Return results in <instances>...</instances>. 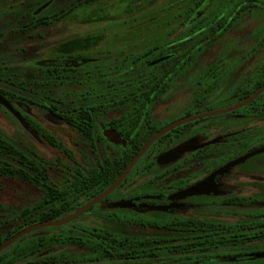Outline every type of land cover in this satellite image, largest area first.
Listing matches in <instances>:
<instances>
[{
  "label": "rangeland",
  "instance_id": "rangeland-1",
  "mask_svg": "<svg viewBox=\"0 0 264 264\" xmlns=\"http://www.w3.org/2000/svg\"><path fill=\"white\" fill-rule=\"evenodd\" d=\"M88 1L0 0V69L3 70L0 75L1 79L10 83L7 84L0 79V86L20 96L32 98L43 105L48 104L50 98L61 99L67 105L73 104L90 88L101 87L98 85L101 81L97 76V70L92 72L89 69V74L82 73L76 80L50 82L43 75L42 69L63 65L85 70L92 67V69L100 68L104 74L116 75L122 68L133 67L132 58L158 45L162 46L185 38L192 26L211 13L217 15L214 24L185 38L179 42V46L174 47V50L179 51L176 52L178 58L183 59L186 54L192 55L194 60L191 62L199 64H191L190 69L184 70L168 82L167 92L158 102L157 107L162 122L178 119L192 110L194 98L203 94L197 83L213 65L221 63L216 71L207 77L204 84L206 94L213 97L215 102L212 105L214 112L235 106V99L225 98L228 93L252 81L251 79L257 76L260 69L264 68V59L259 58L261 55L255 58H248L249 55L247 58L242 57V53L246 51L243 47L258 46L260 40L253 37L264 35V0H245L246 8H251L253 11L243 15L245 22L242 23L251 36L238 29L240 21L237 16L239 15L237 3L240 0H206V4L195 13L189 23L185 22L190 12L203 0H98L94 3ZM61 16L63 19L60 22L50 26L23 31V28L39 19L51 20ZM236 19L238 22L233 24V20ZM229 22H232L230 28H228ZM225 29L228 30L227 33H224ZM206 43L211 46L200 52L198 49L203 45L206 46ZM169 58L171 55L154 62L153 65ZM171 66L175 67L174 71L179 67L176 63H169L168 68ZM241 67H244L242 71H240ZM228 79H230L229 83ZM0 97L3 99L0 100V135L11 140L19 149L34 151L48 161L55 162L61 159L62 152L51 146L26 123L23 116L27 115L43 127L47 134L63 142L76 154V158H80L73 144L74 132L50 115L47 110L21 100L9 102L6 98ZM118 105L114 103L103 108L104 119L109 120L131 109L129 103L126 106ZM205 110L200 108V111ZM236 114L205 118L203 124L200 123L196 129L202 134L199 139L202 142L198 147H192L193 144L196 146L197 139L183 143L169 153L159 156L158 165L153 163L151 170H139L136 173L162 174L167 168L173 170L182 156L207 146L213 148L214 164L218 167L237 156L242 157L252 147L264 145V115L255 119L232 121ZM103 134L109 141L113 137L114 142L111 143L125 145L118 133L103 128ZM154 137L155 135L147 131L143 132L142 149ZM262 162H264V153L252 156L242 167L249 170L253 165ZM184 169L186 167L183 166ZM240 174H242L241 169H233L226 171L225 175L233 181L238 179ZM0 183L2 205L38 206L42 200V192L28 189L20 183L1 180ZM143 183L139 180L134 181L131 186L122 189L119 196L130 194L134 188ZM236 185L231 182L225 191H237L239 188ZM192 216L215 217L232 222L251 218L249 214L242 213L192 214ZM69 222L58 226L55 230L51 228L42 230L36 234L42 235L39 238H27L24 243L42 239L43 244L34 251L37 252L36 254L23 255L24 259L19 261L21 263L16 261L12 264H173L172 261L152 259L142 262H114L97 257L98 260L95 261L96 258L88 250L68 240V235L71 231L93 225L97 220L80 219L72 225H68ZM55 241L58 244H55ZM248 250L263 251L264 244L251 246ZM192 263V261L178 262V264ZM229 264H264V258L256 257Z\"/></svg>",
  "mask_w": 264,
  "mask_h": 264
},
{
  "label": "flooded vegetation",
  "instance_id": "flooded-vegetation-1",
  "mask_svg": "<svg viewBox=\"0 0 264 264\" xmlns=\"http://www.w3.org/2000/svg\"><path fill=\"white\" fill-rule=\"evenodd\" d=\"M240 1L237 3V6H239L237 13L239 15L237 16L240 21L238 29L240 30V32L242 31V33L248 35L250 33L246 31V28L242 23L245 22L243 19V15L246 12H252L253 10L251 8H246L245 0H242L241 2ZM199 3H202L201 7H203V5L206 4V0H203ZM199 3H197L193 8V10L196 9V12L201 9L196 8ZM211 14L204 16V18H206L207 21L210 22L208 26L214 24V21L217 17V15L215 16ZM201 19H203V17ZM236 22H238L237 19L233 20V23ZM231 24L232 22L228 23V28H230ZM225 32L227 33L228 30L224 31V33ZM253 38H256L258 41L260 40L259 45L243 47L244 49H246V51L242 53L243 56H241H245V58H247V55H249L248 58H255V56L261 55V57L259 58L264 59V35H262L261 37L255 35ZM246 63H248V61H246ZM191 64L198 65L199 63H193L191 61L176 63V65L179 66L177 70L181 68L180 71L177 72V75H179L184 70L190 69ZM220 64L221 63L213 65L208 69V72L203 75V78L197 83V85L202 89L203 94L200 97H195L191 105L192 110L187 111L184 116L179 117L178 119H174L170 122H162L161 113L158 111L157 107L158 102L163 98V96L165 95L164 94L162 96H158L159 98L156 102L152 103L149 101L144 104V107L152 106L153 108H145L138 111L132 109V107L135 105L134 103H129L131 109H127L124 114L117 115L109 120L105 119L99 122V127L101 128L102 133L103 128L114 131L118 133L121 136L122 141L125 142V145L122 143H111L103 134L108 144L118 148H127L132 143V141L135 140L136 136L125 137L124 128L117 127V123L121 122L124 116H136L139 113L142 114L143 117L140 122V126L136 128L135 132L142 134L143 132L147 131L151 133V124L154 121L156 124H163V127L159 129L155 136L170 125L182 120L226 110H228L229 112L223 114H236L240 112V114H236L233 116L234 118L232 121H234V119H255L258 116H263L264 92H262L250 103L245 104L235 110L231 109L246 102L254 94L264 88V68L260 69L259 73H257V76L255 75L256 77L254 79H251L252 81L246 82L243 86H240L235 91L228 93L227 97H225L226 99H241V102L228 109L215 112L212 111V105L215 102L213 101V97L206 94L204 83L207 77L212 75ZM55 67L71 68L65 67L64 65L53 66L51 68ZM243 69L244 67H241L240 71H242ZM229 82L230 79H228V83ZM125 97L132 99H141V96L135 95H126ZM145 98H147V96ZM126 105H128V103ZM200 108H205L206 110L200 111ZM103 114L104 113L102 111V117L104 119ZM213 116H206L192 121L184 122L183 124H180L171 129L169 132L163 134L157 141L152 144V146L157 144V147L155 148V154L153 155V157H147V159L145 160V163L147 165L146 171L151 170L153 163H155V165L157 164L159 156L169 153L176 146L197 139L198 141L196 142V146L193 144L192 147H198L202 142L199 141L200 135L202 134L196 129L200 126V123L203 124L205 118ZM154 117H156L155 120L152 119ZM111 124H113L114 127H112ZM137 138L142 142V137L137 136ZM261 149H264V145H260L254 148L252 147L251 150H249L242 157L250 155ZM242 157L237 156L233 159H230L228 162L215 167L213 148L207 146L182 156L181 159L176 162L174 168L172 167L173 170L167 168L166 171L162 174H150L149 172L130 173L126 176L125 180L113 193L101 199L90 210L84 212L76 219L70 221L68 225H72L80 219L94 218L97 220V222H95L93 225H90L89 227H83L79 230L82 232L86 230L104 229L130 230L133 233L137 234L139 238L145 240V242H148L149 244L154 243L160 246L169 245L173 248L175 246H179V244L184 241V238H190V236H193L194 239H198V235L202 232L208 233L210 235H224L220 240H217V245H215L214 247L201 251L195 250L193 253L191 252V256H185L183 255L184 252L181 251L182 254H180V256H177V258L173 257L168 259L157 254L154 256L139 257L134 260L137 262H142L146 259H152L154 261L165 260L172 262L192 261V264H229L237 263L242 260H252L256 257L264 258V250H261L260 252L248 250V248H250L251 246L264 244V239L251 241L250 243H245L243 242V240L237 238L224 239L225 233L229 232V229L232 228V226L241 228L245 225H249L250 227H259L262 224L264 225V162L255 164L251 169L245 170L242 166L249 158L252 157L251 156L245 159L240 164L226 170L231 171L233 169H241L242 174L239 175L238 179L233 181L227 178V175H225L226 171L214 175V173L218 171L219 168L225 167ZM183 166L184 168L186 167V169L183 170ZM86 177L87 175L83 176V178ZM136 180L143 181L144 183L134 188V191H132L130 194L126 196H119V193L122 189L131 186V184H133ZM231 182L237 184L236 187H238L239 189L234 192H226L225 190L231 185ZM190 189H194L192 194H184ZM103 193L97 195L90 201L84 202L81 208L66 213L61 219L76 214L77 211L98 199ZM37 213L38 206L11 207L0 204V245L6 243L8 240L15 237L23 230H26L38 224H42L36 223L34 225L26 227L24 226L31 219H36L38 217ZM213 213H242L244 215L249 214L251 218L243 221L232 222L215 217L200 218L197 216H192V214ZM47 228H43L39 231H35L22 236L14 243L10 244L8 247L0 251V264H10L8 263L10 261L19 262L20 260H22V243L27 240L28 237L36 235L37 233ZM14 231L16 232L13 233Z\"/></svg>",
  "mask_w": 264,
  "mask_h": 264
},
{
  "label": "trees",
  "instance_id": "trees-1",
  "mask_svg": "<svg viewBox=\"0 0 264 264\" xmlns=\"http://www.w3.org/2000/svg\"><path fill=\"white\" fill-rule=\"evenodd\" d=\"M97 1L89 0L88 3ZM201 5L202 3H199L196 8H201ZM195 12L196 9L190 12L185 23H189L193 19ZM63 16L55 17L51 20L39 19L32 25L23 28V31L50 26L53 23L60 22ZM209 24L210 22L206 18L199 20L190 28V33L185 38L195 35ZM221 36L223 37V35ZM185 38L166 43L162 46L158 45L150 51L132 58L133 67L122 68L116 75L104 74L100 68L92 69V67L86 70L74 67L42 69L43 75L50 82L51 80H76L82 73L89 74V69L92 72L97 70V76L101 81L98 82V85H101V87L97 89L90 88L88 92L81 94L73 104L67 105L61 99L55 100L50 98V102L43 105L32 98L12 93L0 86V96L6 98L9 102L21 100L33 106L41 107L69 127L74 132L73 144L80 154V158H76V154L67 148L63 142L47 134L43 127L27 115L23 116L26 123L51 146L62 152L63 156L61 159L55 162L48 161L34 151L19 149L11 140L0 135V180L17 182L28 189L36 190L43 194L42 200L38 204V217L34 220L31 219L24 225L25 227L36 223L61 220L66 213L81 208L84 202L90 201L97 195L105 192L121 176L142 149L143 142L137 136L142 137L143 133L135 131L140 126L143 116L140 113L136 116H124L122 121L117 123V127L124 128L125 137L136 136L135 140L127 148H118L108 144L99 127V122L105 120L102 117L103 108L112 106L114 103L119 104L118 106L134 103L135 105L132 109L138 111L145 108H153L152 106L144 107V104L149 101L154 103L158 100V96L164 95L167 92L168 82L178 74V70L174 71V66L168 68L169 63L190 62L194 60V56L188 54H186V57L184 56L185 60L184 58L180 59L178 58V54H176L179 51L174 50V47L179 46V42ZM207 46L211 45H203L198 50L202 52ZM170 55L171 58L153 65L154 62L160 61ZM2 71L0 69V73ZM1 80L10 84L3 79ZM126 95L141 96V99L128 98L125 97ZM146 96L147 98H145ZM239 102H241V99L236 100V104ZM152 119L155 120L156 117ZM111 126L114 127L113 124ZM151 126V135H155L163 127V124H156L153 121ZM156 147L157 144L152 146L141 157L131 173L146 170L145 160L147 157H153ZM84 175H87V177L83 178ZM0 185L2 184L0 183ZM51 229L55 230L57 228ZM40 236L42 235L38 234L28 238L34 239ZM198 236V239H194L193 236L184 238V241L174 248L169 245L149 244L132 231L120 229L86 230L83 232L80 230L71 231L68 235V240L88 250L96 258L95 261L98 260V257L107 261L133 262L139 257L157 254L168 259L177 258V256L182 254L181 251L184 252L183 255L191 256V252L193 253L195 250L201 251L214 247L217 245V240H220L224 235H210L202 232ZM235 238L241 239L245 243L264 239V225L262 224L259 227L245 225L241 228L232 226L229 232L225 233L224 239ZM55 239L57 240L58 237ZM24 242L21 245L23 259V255L32 256L36 254L37 252L34 253V251L43 244L42 239L30 240L29 243ZM56 242L55 244H58ZM27 250L29 252H26ZM14 262L16 261L8 263ZM178 262L181 263L183 261L172 263L178 264Z\"/></svg>",
  "mask_w": 264,
  "mask_h": 264
},
{
  "label": "water",
  "instance_id": "water-1",
  "mask_svg": "<svg viewBox=\"0 0 264 264\" xmlns=\"http://www.w3.org/2000/svg\"><path fill=\"white\" fill-rule=\"evenodd\" d=\"M262 92H264V88H262L260 91H258L256 94H254L249 100H247L246 102L242 103L241 105H238L236 107H234L231 110H235L240 108L241 106L251 102L252 100H254L255 98H257ZM0 100H3L0 97ZM229 112L228 110L226 111H221V112H217V113H212V114H208V115H203L200 117H194V118H188L185 120H182L180 122L174 123L172 125H170L169 127L165 128L164 130H162L160 133H158L139 153L138 155L131 161V163L128 165V167L124 170V172L121 174V176L116 180L115 183H113L98 199H96L95 201H93L92 203H90L89 205H87L86 207L80 209L79 211L76 212V214L69 216L67 218L61 219L59 221H55V222H48V223H42V224H38L35 225L31 228H28L26 230H23L22 232H20L19 234H17L15 237L11 238L10 240H8L6 243L0 245V251H2L3 249H5L6 247H8L10 244L14 243L17 239H19L22 236H25L27 234H30L32 232L35 231H39L43 228H47V227H58V226H62L64 224H66L67 222L77 218L78 216L82 215L84 212L88 211L90 208H92L94 205H96L101 199H103L104 197L108 196L109 194H111L116 188L117 186L122 182V180L126 177V175L133 169V167L136 165V163L140 160V158L146 153V151L149 149V147L152 145V143L157 140L160 136H162L163 134H165L166 132L170 131L171 129H173L174 127L187 122V121H192L198 118H202V117H206V116H213V115H218V114H223ZM110 142H114L113 137L110 138ZM260 153H264V149H261L257 152H254L250 155H246L240 159H238L235 162H232L231 164L223 167L222 169L216 171L214 173V175L220 174L225 172L226 170L230 169L233 166H236L238 164H240L241 162H243L245 159L256 155V154H260ZM194 191V189H190L188 190L186 193L184 194H192V192Z\"/></svg>",
  "mask_w": 264,
  "mask_h": 264
}]
</instances>
